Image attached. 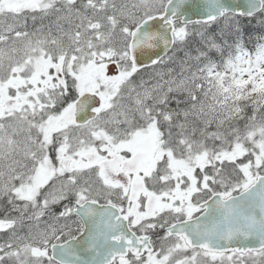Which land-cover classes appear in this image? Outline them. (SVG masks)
<instances>
[{"label": "snow or ice", "instance_id": "1", "mask_svg": "<svg viewBox=\"0 0 264 264\" xmlns=\"http://www.w3.org/2000/svg\"><path fill=\"white\" fill-rule=\"evenodd\" d=\"M0 264H264V0H0Z\"/></svg>", "mask_w": 264, "mask_h": 264}]
</instances>
